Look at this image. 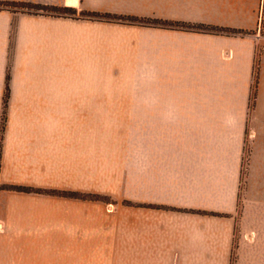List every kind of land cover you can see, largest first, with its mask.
Returning <instances> with one entry per match:
<instances>
[{"label":"crops","instance_id":"0c3cea01","mask_svg":"<svg viewBox=\"0 0 264 264\" xmlns=\"http://www.w3.org/2000/svg\"><path fill=\"white\" fill-rule=\"evenodd\" d=\"M0 2L251 32L0 9L1 264H264V0Z\"/></svg>","mask_w":264,"mask_h":264},{"label":"trees","instance_id":"16d2710c","mask_svg":"<svg viewBox=\"0 0 264 264\" xmlns=\"http://www.w3.org/2000/svg\"><path fill=\"white\" fill-rule=\"evenodd\" d=\"M264 8V5H263ZM0 9H9V10H19L22 12H27L30 14H48V15H59L71 18H84V19H91V20H100L106 22H114V23H124V24H134L139 26L145 27H156V28H173L177 30L183 31H194V32H205V33H212V34H223L228 36H245L251 34L249 31L245 30H237L232 28H218L214 26H206V25H195V24H188L182 22H163L155 19H145V18H138V17H131V16H118L113 14H104V13H97V12H87L81 11L74 8H57V7H50L44 6L39 4H32V3H18V2H0ZM264 18H262L263 21ZM260 53H257V63L259 59ZM255 76H256V69H255ZM256 92V83L254 86L253 94L255 95ZM9 98V76L7 78V87H6V94L4 100V114L2 118L1 124V133H3L5 128V110L8 103ZM4 190L15 191V192H22V193H43L49 194L58 197H65L71 199H79V200H88V201H103L105 202L106 198L100 195H93V194H82L77 192H66V191H42L37 190L29 187L23 186H14V185H4L1 187Z\"/></svg>","mask_w":264,"mask_h":264},{"label":"rangeland","instance_id":"374dc122","mask_svg":"<svg viewBox=\"0 0 264 264\" xmlns=\"http://www.w3.org/2000/svg\"><path fill=\"white\" fill-rule=\"evenodd\" d=\"M102 197H104V196H102ZM104 198L108 199V200H106V201H110V200H111V199L108 198V197H104ZM106 201H105V202H106ZM43 235H44V234H43ZM57 236H59V235H57ZM43 237H44V236H43ZM40 241H44V240H40ZM26 248L35 249V250L38 251V253H42L43 255L46 253V246L23 247V249H26ZM8 255H9V254L6 255L7 259H8ZM57 263H59V262H57ZM0 264H1V263H0ZM6 264H12V263H11V262H7ZM40 264H46V263H40ZM59 264H61V263H59Z\"/></svg>","mask_w":264,"mask_h":264}]
</instances>
